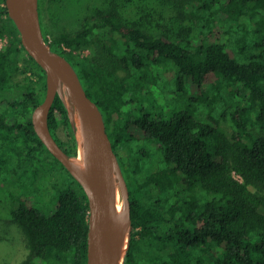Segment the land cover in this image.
I'll use <instances>...</instances> for the list:
<instances>
[{"label": "trees", "instance_id": "trees-1", "mask_svg": "<svg viewBox=\"0 0 264 264\" xmlns=\"http://www.w3.org/2000/svg\"><path fill=\"white\" fill-rule=\"evenodd\" d=\"M58 1L38 0L44 39L70 61L91 99V91L99 93L94 101L129 191L132 230L123 264H264V31L258 42H251L253 29L245 30L239 20L261 14L264 24V0H184L179 19L186 12L193 27L172 34L152 32L111 0L84 13L78 28L52 33L49 39L44 16L57 17ZM237 36L249 37V45L261 50L238 61L230 55ZM3 38L0 189L12 204L8 220L19 227L29 249L19 264L37 259L86 264L87 196L33 129L31 113L44 97L45 73L22 46L0 0ZM186 78L197 92L188 93ZM205 83L211 92L201 89ZM221 87H233L227 97H238L239 103L216 115L212 104ZM163 93L171 103L157 109ZM143 95L151 101L143 103ZM48 126L66 153L75 156L76 136L59 96ZM59 126L66 140L56 136ZM136 131L153 141L162 156L161 170L144 181L137 177L139 165L130 163L136 152L130 159L132 153L123 157L118 150L122 145L127 149ZM41 162L62 171L54 186L64 182L49 209L31 198L40 185L35 179ZM31 167V179L23 180ZM152 184L158 186L155 195ZM144 188L152 197L145 196Z\"/></svg>", "mask_w": 264, "mask_h": 264}, {"label": "water", "instance_id": "water-1", "mask_svg": "<svg viewBox=\"0 0 264 264\" xmlns=\"http://www.w3.org/2000/svg\"><path fill=\"white\" fill-rule=\"evenodd\" d=\"M5 6L22 46L45 73L44 97L31 113L33 129L87 196L86 264H123L132 230L131 206L127 183L108 137L103 114L86 93L70 61L45 41L38 0H5ZM56 96L65 104L74 137L76 119L81 126L82 165L72 161L74 156L66 153L49 129L48 114ZM75 141L77 145L76 137ZM116 185L121 196L120 212L116 209Z\"/></svg>", "mask_w": 264, "mask_h": 264}, {"label": "rangeland", "instance_id": "rangeland-1", "mask_svg": "<svg viewBox=\"0 0 264 264\" xmlns=\"http://www.w3.org/2000/svg\"><path fill=\"white\" fill-rule=\"evenodd\" d=\"M111 0H59L57 2L58 9H55L56 16L51 19H47L44 16L45 23H47L48 29H50V33L47 34V37L50 39L53 34H57L58 32L69 29L74 30L79 27V19L80 17L86 13L91 8L103 7L107 5V3ZM120 5H123L124 13L129 18H134L136 20L141 21L144 26H146L149 30L154 33L165 32L168 34L175 33L176 31H183L187 26H192L189 18H187V13L184 12L185 16L182 19L180 18V5L184 0H116ZM61 6H60V5ZM62 7V8H61ZM258 12L261 13L259 10ZM261 18V14L256 16L255 19H251L248 14L243 15L239 20L245 26V30L253 29L252 33H249V39L251 42H258L261 38V35L264 31V24L259 20ZM178 19V20H177ZM256 23H255V21ZM193 27V26H192ZM235 27V25H234ZM257 29L255 31L254 29ZM196 32V31H195ZM188 37H192L193 28ZM227 35H223L222 39L224 40ZM248 38L246 37H236V42L234 44H230V55L237 59L238 61H243L247 56L252 53L258 52L261 50V47H252L249 45ZM6 42V38L0 40V47ZM89 53V50H84L83 52ZM214 79V78H213ZM216 81V80H215ZM186 89L188 93L197 92V86L191 83L189 78H186ZM223 84L222 82H219ZM234 87V86H233ZM233 87H221L220 95L217 102L212 104V108L214 114H219L225 108H232L235 104H238L239 99L236 98H228L229 88ZM202 90H208L211 92V87L205 83L202 87ZM214 93L216 91L213 89ZM99 93L97 91L90 92V96L93 100L96 101V96ZM144 100L143 103H149L151 100L142 96ZM171 101L167 97V93H163L161 98L156 99L157 109L159 107L166 106L165 104H169ZM230 106V107H229ZM206 107V106H205ZM208 106L206 107V110ZM224 126L228 133H231V127L227 122H224ZM254 131L261 132V128L255 126ZM135 137L128 142L129 151L125 149V146L118 147L120 154L123 157H127L128 153H132L130 159L134 154V158L130 160L131 165H139V171L137 172V177L140 181H144L147 175L155 171L161 170L162 164V156L160 152L157 150L156 145L153 141L147 140L143 137L141 132H134ZM56 136L60 140H66L67 135L63 128L59 126L56 129ZM132 151V152H131ZM137 151H141V153L137 154ZM140 157V158H138ZM138 158V159H137ZM38 166V174L35 179L36 184H40L35 186L36 194L32 195V199L34 201H38V203L45 207V209H49L51 206L49 201L52 199L53 194H57L56 190L59 186L63 185L64 182L58 181V184L54 186L53 184L59 179L62 174V171L58 166H54L51 169V163H37ZM34 169L31 167L28 176H22L21 178L25 181L31 179V170ZM60 170V171H59ZM3 176V175H2ZM251 189H254L251 187ZM158 186L152 184L150 186V192L155 195L158 191ZM145 196L152 197V194L144 188L143 189ZM153 200V199H152ZM11 202L7 198V194L4 189H0V264H19L22 262L29 254V249L27 248L22 232L19 227L10 222L7 217V211L11 207ZM53 206V205H52ZM31 264H42L40 259L34 260Z\"/></svg>", "mask_w": 264, "mask_h": 264}, {"label": "bare ground", "instance_id": "bare-ground-1", "mask_svg": "<svg viewBox=\"0 0 264 264\" xmlns=\"http://www.w3.org/2000/svg\"><path fill=\"white\" fill-rule=\"evenodd\" d=\"M62 89L64 91V93H66V88L63 85ZM76 126H77V130H76V139H77V154L72 158V161L78 165H82L83 164V146H82V129L80 124L78 123V119H76ZM116 209L118 212L121 211V196H120V192L119 189L116 185Z\"/></svg>", "mask_w": 264, "mask_h": 264}]
</instances>
